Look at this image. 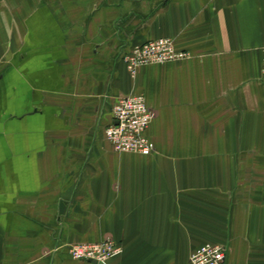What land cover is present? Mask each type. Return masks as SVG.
Returning <instances> with one entry per match:
<instances>
[{
  "label": "crops",
  "instance_id": "1",
  "mask_svg": "<svg viewBox=\"0 0 264 264\" xmlns=\"http://www.w3.org/2000/svg\"><path fill=\"white\" fill-rule=\"evenodd\" d=\"M170 37L184 59L130 74L120 55ZM264 0H0V264H264ZM145 96L149 155L104 135Z\"/></svg>",
  "mask_w": 264,
  "mask_h": 264
},
{
  "label": "built area",
  "instance_id": "2",
  "mask_svg": "<svg viewBox=\"0 0 264 264\" xmlns=\"http://www.w3.org/2000/svg\"><path fill=\"white\" fill-rule=\"evenodd\" d=\"M188 55L185 50L175 47L172 38L159 37L133 45L120 57L126 70L134 74L142 65L180 60ZM260 72L264 75V47ZM153 118L154 112L142 93L120 95L112 104L110 121L104 128L105 138L117 152L149 155L154 151V144L145 132ZM66 248L72 259L107 264L120 252L121 246L111 237H105L98 242L68 244ZM188 264H226L225 248L219 244L203 243L190 253Z\"/></svg>",
  "mask_w": 264,
  "mask_h": 264
},
{
  "label": "rangeland",
  "instance_id": "3",
  "mask_svg": "<svg viewBox=\"0 0 264 264\" xmlns=\"http://www.w3.org/2000/svg\"><path fill=\"white\" fill-rule=\"evenodd\" d=\"M211 243V242H210ZM214 244H217V243H214ZM219 245H221V244H219ZM222 246V245H221Z\"/></svg>",
  "mask_w": 264,
  "mask_h": 264
}]
</instances>
